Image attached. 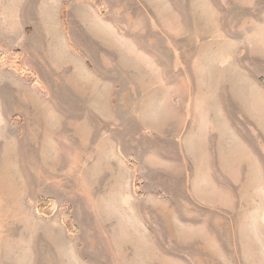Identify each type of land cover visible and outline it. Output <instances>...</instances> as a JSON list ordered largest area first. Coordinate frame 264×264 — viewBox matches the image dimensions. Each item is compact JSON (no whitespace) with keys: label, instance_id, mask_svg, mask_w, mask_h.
<instances>
[{"label":"rangeland","instance_id":"374dc122","mask_svg":"<svg viewBox=\"0 0 264 264\" xmlns=\"http://www.w3.org/2000/svg\"><path fill=\"white\" fill-rule=\"evenodd\" d=\"M0 264H264V0H0Z\"/></svg>","mask_w":264,"mask_h":264}]
</instances>
